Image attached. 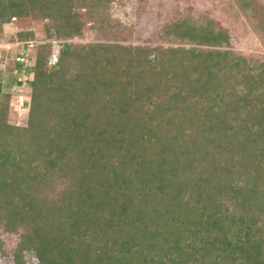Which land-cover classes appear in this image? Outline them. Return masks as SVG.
Segmentation results:
<instances>
[{"label": "trees", "instance_id": "1", "mask_svg": "<svg viewBox=\"0 0 264 264\" xmlns=\"http://www.w3.org/2000/svg\"><path fill=\"white\" fill-rule=\"evenodd\" d=\"M108 2L0 0V42H34L27 65L0 55V232L18 236L11 250L0 237L1 258L264 264V61L191 16L163 30L190 47L71 42L84 11L103 28ZM30 15L34 31L6 33ZM5 76L28 81L24 126Z\"/></svg>", "mask_w": 264, "mask_h": 264}, {"label": "rangeland", "instance_id": "2", "mask_svg": "<svg viewBox=\"0 0 264 264\" xmlns=\"http://www.w3.org/2000/svg\"><path fill=\"white\" fill-rule=\"evenodd\" d=\"M108 4L105 8L108 17L102 23L103 28H95L94 20L84 11L86 25L83 34L74 36L71 42L88 44L110 41L125 45L190 47L189 43H179L175 38L165 37L163 30L168 23L180 17L191 16L194 19L210 18L229 31L231 44L225 49L251 60L264 61V33L258 25L259 18L264 15V0H252L249 8L245 7L243 0H109ZM86 9L94 7L89 3ZM35 29L33 15L23 22L18 18L17 21L5 25L6 33L11 35L18 31ZM8 44L0 42V55L7 49L17 52L22 48L17 42L13 43L11 48ZM27 57L29 59V54ZM0 66L5 67V64ZM25 81V76L20 85H10L8 76L3 80L4 93L9 92L11 95L8 120L19 126L26 125L30 106L29 84ZM0 237L7 250L13 249L18 242V236L11 233L0 232ZM8 261L0 256V264H6Z\"/></svg>", "mask_w": 264, "mask_h": 264}, {"label": "built area", "instance_id": "3", "mask_svg": "<svg viewBox=\"0 0 264 264\" xmlns=\"http://www.w3.org/2000/svg\"><path fill=\"white\" fill-rule=\"evenodd\" d=\"M12 21H17L16 17L12 18ZM16 45V44H15ZM17 45H22L21 50H19L18 55L16 56V61L20 62V63H24L25 65H27L28 63V51L31 47H33L34 42L30 41V42H17ZM9 48H11L13 46V43H9L8 44ZM62 48V41L61 40H54L53 41V49H52V55H51V62L55 63L58 61V57L60 55V51ZM25 72V71H24ZM32 76V74H30V77ZM26 78V76H25ZM20 80H23L22 78Z\"/></svg>", "mask_w": 264, "mask_h": 264}]
</instances>
